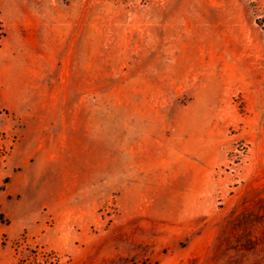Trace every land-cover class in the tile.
Returning a JSON list of instances; mask_svg holds the SVG:
<instances>
[{
    "label": "rangeland",
    "instance_id": "rangeland-1",
    "mask_svg": "<svg viewBox=\"0 0 264 264\" xmlns=\"http://www.w3.org/2000/svg\"><path fill=\"white\" fill-rule=\"evenodd\" d=\"M7 166L0 264H264V0H0Z\"/></svg>",
    "mask_w": 264,
    "mask_h": 264
},
{
    "label": "crops",
    "instance_id": "crops-1",
    "mask_svg": "<svg viewBox=\"0 0 264 264\" xmlns=\"http://www.w3.org/2000/svg\"><path fill=\"white\" fill-rule=\"evenodd\" d=\"M11 176V170H10V166L7 167H3L2 169H0V185L4 184V181L7 177ZM19 183V179L17 177H12V181L8 182L5 185V188L2 190V193L0 194V199L3 201H5V199H7V196L14 194V192H16L18 190V185Z\"/></svg>",
    "mask_w": 264,
    "mask_h": 264
},
{
    "label": "built area",
    "instance_id": "built-area-1",
    "mask_svg": "<svg viewBox=\"0 0 264 264\" xmlns=\"http://www.w3.org/2000/svg\"><path fill=\"white\" fill-rule=\"evenodd\" d=\"M5 154V152L3 153V155Z\"/></svg>",
    "mask_w": 264,
    "mask_h": 264
}]
</instances>
